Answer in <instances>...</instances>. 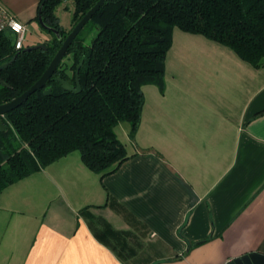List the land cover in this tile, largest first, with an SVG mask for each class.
I'll return each mask as SVG.
<instances>
[{"label":"crops","instance_id":"0c3cea01","mask_svg":"<svg viewBox=\"0 0 264 264\" xmlns=\"http://www.w3.org/2000/svg\"><path fill=\"white\" fill-rule=\"evenodd\" d=\"M1 1L23 23L37 19L40 0ZM165 80L164 91L143 86L134 139L117 127L128 159L114 172L102 177L74 151L2 192L0 264H224L264 254V66L174 29Z\"/></svg>","mask_w":264,"mask_h":264},{"label":"trees","instance_id":"16d2710c","mask_svg":"<svg viewBox=\"0 0 264 264\" xmlns=\"http://www.w3.org/2000/svg\"><path fill=\"white\" fill-rule=\"evenodd\" d=\"M66 1L73 5V28L98 0H40L44 24L61 36L41 26L53 34L46 49H16L13 34L0 37V65L16 56L0 70L8 85L0 84V104L28 90L50 64L67 36L56 14ZM90 21L99 31L90 44L78 34L65 55H71L73 65L64 66L63 59L45 88L3 116L0 196L74 151L102 177L126 161L127 149L116 129L125 126L134 139L145 104L143 86L165 90L176 27L230 48L255 68L264 65V0H106ZM81 60V92L63 89L56 77L75 86ZM49 87L52 94L45 95Z\"/></svg>","mask_w":264,"mask_h":264},{"label":"water","instance_id":"95a60500","mask_svg":"<svg viewBox=\"0 0 264 264\" xmlns=\"http://www.w3.org/2000/svg\"><path fill=\"white\" fill-rule=\"evenodd\" d=\"M106 0H98L92 8H90L86 14L79 20V22L72 28V30L67 34L66 38L63 40L62 45L57 50L56 54L52 58L50 64L42 74V76L25 92H23L21 95L13 98L12 100L0 104V132L4 131L6 128V125L3 122V116L9 113L10 111L18 108L20 105H22L27 99L36 91L45 88L48 81L52 78V76L56 73L58 70L61 62L63 61L66 53L68 52L69 47L75 40V38L78 36V34L82 31L84 26L92 19V17L97 13V11L103 6ZM38 21L42 27H44L46 30L52 31L53 33L57 34L59 38L61 36L59 35V31L57 29L51 28L44 24L43 19L41 17V8L38 12ZM39 48H47V46L43 43L35 44L32 46L27 47V50H35ZM16 56H13L9 61L3 63L0 65V70L8 67L10 64L13 63ZM84 63V60H81L78 64L76 71H75V80L76 85L74 86L71 84L68 80L57 76L56 79L60 82L63 89L67 91H73L75 93H79L82 90L81 82H80V69ZM0 84L2 86H7V83L3 81L0 77ZM45 95H51L52 94V88H47L44 91ZM224 264H264V254L260 252H250L247 254H244L242 256L233 258L231 260H228Z\"/></svg>","mask_w":264,"mask_h":264},{"label":"rangeland","instance_id":"374dc122","mask_svg":"<svg viewBox=\"0 0 264 264\" xmlns=\"http://www.w3.org/2000/svg\"><path fill=\"white\" fill-rule=\"evenodd\" d=\"M66 6H69V7L66 8ZM56 14L60 18V23H61L62 27L65 29L66 34H68V31H70V29L73 26L72 25L73 5H72L71 1H66L63 4H60L56 8ZM25 24L27 27V35H26V41H25L26 46H32V45L39 44V43H43V44L52 43L53 34L42 29L38 19H32L29 22H26ZM175 30L177 32L182 31L178 27H176ZM98 31H99L98 26L91 21H89L84 26V28L81 31V35L85 38L86 44H90L92 42V39L97 35ZM71 58H72L71 55H67L64 58V61H63L64 64L63 65L70 68L73 65ZM169 58H171V55H169ZM262 67H260V68H262ZM260 68H257V69H260ZM71 72L72 71L70 70V73ZM119 132H120V129H119ZM51 192H52L51 198L56 197V195H57L56 192L54 190L53 191L51 190ZM28 193H29V191L27 189V191H25V193H24L25 197L28 196ZM34 193L35 192H33V195H34ZM18 196H19V198L23 197V192L21 194H19ZM22 203H24V201ZM33 208L34 207H32V209Z\"/></svg>","mask_w":264,"mask_h":264},{"label":"built area","instance_id":"2783aa9c","mask_svg":"<svg viewBox=\"0 0 264 264\" xmlns=\"http://www.w3.org/2000/svg\"><path fill=\"white\" fill-rule=\"evenodd\" d=\"M5 33L15 36V48L25 47L27 27L17 16L0 0V37Z\"/></svg>","mask_w":264,"mask_h":264}]
</instances>
